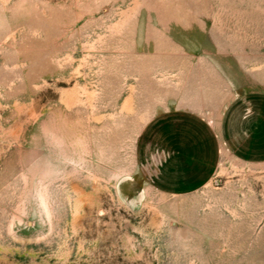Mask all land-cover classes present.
<instances>
[{
	"label": "rangeland",
	"instance_id": "374dc122",
	"mask_svg": "<svg viewBox=\"0 0 264 264\" xmlns=\"http://www.w3.org/2000/svg\"><path fill=\"white\" fill-rule=\"evenodd\" d=\"M262 97L264 0H0V264H264V160L221 138ZM181 115L219 146L175 194L143 132Z\"/></svg>",
	"mask_w": 264,
	"mask_h": 264
},
{
	"label": "crops",
	"instance_id": "0c3cea01",
	"mask_svg": "<svg viewBox=\"0 0 264 264\" xmlns=\"http://www.w3.org/2000/svg\"><path fill=\"white\" fill-rule=\"evenodd\" d=\"M251 102L242 111L232 112L227 128H221V138L243 160L261 161L264 97ZM199 123L197 118L181 115L151 122L143 132L147 137L145 163L149 159L156 179L178 182L169 189L172 193L196 190L210 179L219 145L213 130Z\"/></svg>",
	"mask_w": 264,
	"mask_h": 264
}]
</instances>
